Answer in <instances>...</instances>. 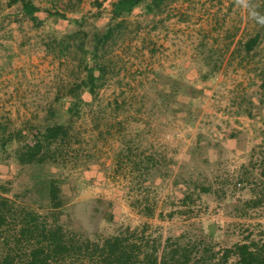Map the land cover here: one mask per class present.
<instances>
[{
  "label": "rangeland",
  "instance_id": "rangeland-1",
  "mask_svg": "<svg viewBox=\"0 0 264 264\" xmlns=\"http://www.w3.org/2000/svg\"><path fill=\"white\" fill-rule=\"evenodd\" d=\"M32 1L43 8L39 28L19 12V2L0 0L1 140L43 122L59 105L55 97L84 76L81 53L71 47L62 54L51 43L77 26L47 13L85 17L88 49L110 15L104 0L101 16L95 0ZM145 6L117 19L121 26L100 49L105 83L98 98L71 120L61 163L43 166L60 181L59 222L91 239L154 238L160 248L179 237L197 254L204 244L220 254L245 239L260 244L264 196L255 208L245 201L264 194V182L254 184L264 168V0H165L152 12ZM18 145L0 150V194L15 207L25 203L15 194L33 188L38 169L16 164ZM129 146L132 159L153 157L140 178L122 158ZM28 205L47 212L44 203ZM10 225L0 229V256Z\"/></svg>",
  "mask_w": 264,
  "mask_h": 264
},
{
  "label": "trees",
  "instance_id": "trees-1",
  "mask_svg": "<svg viewBox=\"0 0 264 264\" xmlns=\"http://www.w3.org/2000/svg\"><path fill=\"white\" fill-rule=\"evenodd\" d=\"M104 1L110 4L109 19L102 31L93 32L90 38L91 49H88L85 43L89 35L88 31L83 29L85 17L67 18L57 10L47 13L48 16L66 18L68 23L77 26L72 32L53 37L51 43L57 45L62 54L75 47L81 53L80 65L84 76L72 83L64 94L55 97L59 105L49 108L43 122L28 125L25 129H16L2 140L0 137V150H5L12 141L19 142L14 150L16 164L38 168L31 176L33 188L15 194V197L25 203L15 207L16 200L0 194V229L9 223L12 227L11 234H6L7 236L2 238L7 249L1 253L0 264H65L66 261L71 262L66 264H72L74 260L77 264H264V241L259 244L255 240L245 239L225 247L221 254L204 244L203 249L197 254L194 246L189 242L181 244L179 237L172 242L168 237L160 248V243L157 244L154 238L138 243L129 242L123 234L91 239L65 228L59 222L64 205L60 181L50 172L42 170L43 166L61 163L59 155L61 156V150L69 143L71 120L79 118L84 107L91 106L98 98V90L105 83V66L101 60L100 49L113 37L115 27L121 26L122 21L117 19L136 13L143 3L146 5V11L152 12L159 9L165 0ZM18 2L19 12L28 17L34 26L39 28L45 24V20L39 18L37 14L43 8L32 0H9L8 4ZM102 4V1H94L96 13L100 16ZM115 20L117 22L113 26L112 22ZM255 43V37L247 40L246 50L253 49ZM176 92L173 91L174 94ZM84 93L89 95L90 100L84 98ZM130 149V146L126 148V154H123L122 158L128 159L135 176L140 178L145 175L148 160L153 157L138 154L132 159ZM166 165L167 163L163 162V166ZM259 179L260 182H254L255 185H263L264 168L259 173ZM196 187L200 188V192L209 191L208 186ZM263 196L264 194L260 193V196L246 200L245 207H257ZM29 202L41 207L42 203L46 204L47 212L40 214L34 211L29 207ZM145 209L146 212L149 211L148 206ZM207 233L210 238L213 236L211 231L208 230ZM231 258L233 259L230 260Z\"/></svg>",
  "mask_w": 264,
  "mask_h": 264
},
{
  "label": "water",
  "instance_id": "water-1",
  "mask_svg": "<svg viewBox=\"0 0 264 264\" xmlns=\"http://www.w3.org/2000/svg\"><path fill=\"white\" fill-rule=\"evenodd\" d=\"M214 223H210L209 225V231L213 232L214 231Z\"/></svg>",
  "mask_w": 264,
  "mask_h": 264
}]
</instances>
